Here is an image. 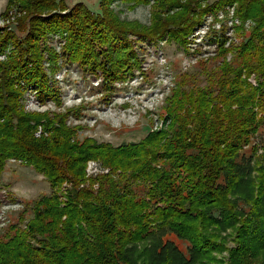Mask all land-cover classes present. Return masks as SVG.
<instances>
[{
    "label": "trees",
    "instance_id": "obj_1",
    "mask_svg": "<svg viewBox=\"0 0 264 264\" xmlns=\"http://www.w3.org/2000/svg\"><path fill=\"white\" fill-rule=\"evenodd\" d=\"M116 2L150 5L151 23L122 19ZM227 6L254 26H239L244 38L230 45L225 25L209 35L217 53L198 62L206 84L200 73L180 74L162 127L139 142L80 139L83 126L69 123L77 108L26 109L28 91L62 105L54 79L62 63L110 91L141 67L140 45L167 40L188 51L195 27ZM99 7L7 0L1 14L10 22L0 26V187L15 158L52 191L0 234V264H217L225 250L232 264H264V141L254 140L264 128V0H100ZM91 159L110 171L89 176ZM228 229L238 241L230 249Z\"/></svg>",
    "mask_w": 264,
    "mask_h": 264
},
{
    "label": "rangeland",
    "instance_id": "obj_2",
    "mask_svg": "<svg viewBox=\"0 0 264 264\" xmlns=\"http://www.w3.org/2000/svg\"><path fill=\"white\" fill-rule=\"evenodd\" d=\"M99 1L70 0L71 3L85 2L93 11L100 10ZM6 3L7 0H0V26L10 22L5 21L1 16ZM114 7L124 20L139 21L146 25L151 23L150 5L131 8L116 2ZM237 19L239 22L236 21ZM254 24L251 19L243 21L236 18L235 6H227L216 14H207L195 27L188 37V51L175 42L167 40L156 43L146 42L139 48L141 67L124 81L115 83L110 91L102 87L99 78L87 73L77 64L61 62L62 67L56 72L54 79L60 88L62 105L58 106L53 101L41 103L32 91H28L25 107L31 111H66L67 108H77V113L69 116V123L83 126L79 131L80 139L91 137L98 142H108L114 146L139 142L153 129L162 127L165 99L176 86L180 74L200 73L201 84H206L205 75H202L198 62L206 61L217 53L216 45L210 41L209 35L216 31L220 32L225 25L226 36L229 38L227 45H230L244 38L239 34V26L248 32ZM50 42L58 50L60 49L59 37L51 38ZM228 58L230 59L231 55ZM249 81L257 85L254 74L249 77ZM254 140L255 143L264 141V128ZM250 149L248 147L247 151ZM259 152L262 153L263 150L260 149ZM108 171L110 169L104 167L100 161L95 159L88 161L89 176L94 177ZM70 186L64 183L61 191L65 192ZM51 191L47 178L33 166L15 158L8 159L0 187V197L3 200L0 206V234L6 231L9 222H18L22 210H25L27 217L31 216L30 203ZM222 235L226 237L225 245L229 249L238 245L236 230L228 229L222 232ZM172 239L185 250V242L175 236H172ZM145 245L142 244L141 248ZM217 256L224 260V263L217 264H232L229 250L217 253Z\"/></svg>",
    "mask_w": 264,
    "mask_h": 264
},
{
    "label": "built area",
    "instance_id": "obj_3",
    "mask_svg": "<svg viewBox=\"0 0 264 264\" xmlns=\"http://www.w3.org/2000/svg\"><path fill=\"white\" fill-rule=\"evenodd\" d=\"M236 21H237V22H239V20H238V19H237ZM93 163H94V162H93Z\"/></svg>",
    "mask_w": 264,
    "mask_h": 264
}]
</instances>
